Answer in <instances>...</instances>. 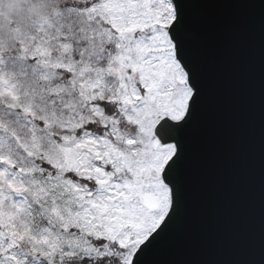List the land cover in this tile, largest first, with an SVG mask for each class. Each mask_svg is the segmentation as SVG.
<instances>
[{"label": "snow or ice", "instance_id": "obj_1", "mask_svg": "<svg viewBox=\"0 0 264 264\" xmlns=\"http://www.w3.org/2000/svg\"><path fill=\"white\" fill-rule=\"evenodd\" d=\"M185 0H0V264H144L173 225L202 88Z\"/></svg>", "mask_w": 264, "mask_h": 264}, {"label": "water", "instance_id": "obj_2", "mask_svg": "<svg viewBox=\"0 0 264 264\" xmlns=\"http://www.w3.org/2000/svg\"><path fill=\"white\" fill-rule=\"evenodd\" d=\"M202 88L177 217L144 264H264V0H185Z\"/></svg>", "mask_w": 264, "mask_h": 264}]
</instances>
